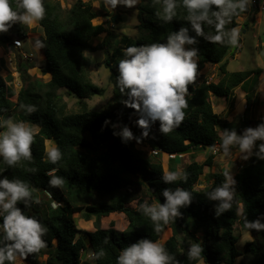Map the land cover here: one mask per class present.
<instances>
[{
	"label": "trees",
	"instance_id": "obj_1",
	"mask_svg": "<svg viewBox=\"0 0 264 264\" xmlns=\"http://www.w3.org/2000/svg\"><path fill=\"white\" fill-rule=\"evenodd\" d=\"M9 3L13 10L23 11L18 7L19 0H9ZM43 4L45 15L37 22L44 34L38 37V43L46 64L44 72L50 73L51 78L46 82H35L41 88L39 92L33 83L22 88L14 102L11 99L14 92L7 78L0 73V124L16 103L18 107L22 104L35 106L36 111L33 113H27L20 107L19 117L30 126L38 127L31 145L32 159H22L14 167L4 164L0 172L2 176L20 179L29 185L38 203L32 202L24 211L37 217L47 229L42 237L45 241L43 248L26 257H18L34 264H39L38 259L44 255H47L44 264H116V258L124 247L142 238L158 241L168 226L172 234L162 245L179 264H197L201 260L214 264H236L241 255L236 246V225L239 224L243 230L256 232L255 239L245 243L243 264H264V230L243 227L245 219H261L264 222V160L253 155L233 175L237 182L236 193L228 212L215 216L216 202L206 197L207 192L220 186L224 172L228 171L226 167L219 172L212 171L215 158L213 150L220 144L224 130L234 129L235 125L214 110L211 94L229 101L235 88L247 83L251 77L260 76L263 69L231 71L228 69L227 55L232 45L197 37L198 43L186 46L198 51L195 56L197 74L188 85L184 119L179 127L166 134L160 133L159 122L152 125L149 136L141 137L140 143L145 141L159 152L147 154L144 149L137 147L135 140L125 144L118 136H114L111 124L104 126L105 120H110L127 125L135 136H141V129L135 125L138 118L135 110L121 103L125 97L116 84V65L125 58V49L130 46L166 42L168 35L181 27L189 28L190 34L195 35L191 32L182 0H177L176 15L171 22H165L157 16L161 10L160 3L140 0L138 10L141 20L137 25V37L122 36L123 47L116 48L110 58L115 62L106 61L115 86L112 100L103 109H89L86 106L87 99L103 95L105 90L89 78L87 58L83 53L103 47L102 43L95 44L93 40L109 32L103 23H94L104 13L95 8L91 1L77 0L67 18H63L59 0H43ZM240 15L232 16L223 30L230 32L236 28L240 24ZM119 19L120 16L117 21ZM202 28L206 35H215L217 32L214 25L202 24ZM11 36L25 39V25L16 23L7 33H0V44H8L13 39ZM29 59L32 58L17 63V69L25 81L30 77L28 69L33 67ZM206 64H218L221 74L218 81L203 78L200 71ZM60 88H67L69 94L77 97L78 102L84 105L83 109L66 113V105L61 103V96L57 93ZM246 99L249 104L252 97L248 92ZM248 109L249 106L242 117L247 128L254 122L247 118ZM262 122L264 119L258 120L257 124ZM235 130L237 133L242 131L236 127ZM47 141L62 154L56 164L47 158ZM202 146L211 149L203 162L192 160L185 165L176 181L170 184L163 182L161 177L166 173L161 159L163 152L175 153ZM171 164L169 172H176L177 163ZM205 167L209 169L206 176L211 184L207 189L198 190L195 185L204 174ZM52 175L62 178L60 186H49ZM177 187L192 193V203L180 210L181 216L170 219L166 225L161 224L160 231L156 232L152 221L138 211L139 206L145 201L149 204L163 203L162 190H174ZM147 197L148 200L145 199ZM135 200L139 205L130 206ZM54 203L56 207H53ZM18 206L24 207L23 204ZM114 212L125 214L128 220L126 229H116L114 221L109 223L108 228L101 227V219ZM75 213L83 215L86 221L95 217V230L78 228L73 217ZM194 242L201 243L204 248L199 261L187 259V251ZM100 252L103 255L99 258L91 255ZM13 264L18 263L14 261Z\"/></svg>",
	"mask_w": 264,
	"mask_h": 264
},
{
	"label": "clouds",
	"instance_id": "obj_2",
	"mask_svg": "<svg viewBox=\"0 0 264 264\" xmlns=\"http://www.w3.org/2000/svg\"><path fill=\"white\" fill-rule=\"evenodd\" d=\"M138 2L139 0H106V5H110L112 9L118 5L134 8ZM154 3L161 4L157 16L165 22H171L176 15L177 0H154ZM248 3L249 0H182L188 13L191 32L195 35L190 34L189 28L181 27L169 34L166 42L130 46L125 49V58L117 66L116 84L125 97L121 103L135 110L138 117L135 125L141 129V136H135L127 125L112 123L110 120H105L104 126L111 124L113 135L118 136L125 144L132 140L139 143L141 137L147 138L156 122H159L162 134L179 127L184 119L183 109L187 106L185 96L188 85L195 80L197 74L194 57L198 50L186 46L198 43L197 37L201 36L213 43L235 45L238 29L224 31V25L232 16L246 11ZM18 7L23 11L13 10L9 0H0V33L7 32L16 23L31 25L45 15L43 0H19ZM202 24L214 25L216 34L206 35ZM15 49L18 50L16 47ZM85 54L87 51L83 53ZM20 107L27 113L36 111L34 105L22 104ZM0 128L3 129L0 130V161L14 167L22 159L31 160L35 129L24 121L11 118L4 120ZM257 141L261 143L257 144ZM233 148L243 160H248L253 155L264 160V122L255 128L248 127L240 134L235 129H225L220 149L228 155ZM46 155L51 163L56 164L62 154L58 148L53 147L47 150ZM161 178L165 184H170L179 177L176 172H166ZM236 183L231 172L226 171L220 186L206 193L208 200L216 202L215 216L219 217L232 208ZM48 184L50 187H58L62 184V178L52 175ZM161 194L164 197L163 203L149 204L145 201L138 209L152 221L156 232L160 231L161 224L166 225L170 219L181 216L180 210L189 206L193 199L192 193L179 187L174 190L165 188ZM32 202L38 203L25 181L0 175V264H5L6 261L13 264L18 256L26 257L45 246L42 237L47 231L46 227L37 217L24 211ZM19 204H23V209ZM243 227L261 231L264 230V222L261 219H245ZM203 251L201 243L194 242L187 251V259L199 261ZM91 255L99 258L103 252ZM116 264H179V261L160 242L142 238L124 247L116 258Z\"/></svg>",
	"mask_w": 264,
	"mask_h": 264
},
{
	"label": "rangeland",
	"instance_id": "obj_3",
	"mask_svg": "<svg viewBox=\"0 0 264 264\" xmlns=\"http://www.w3.org/2000/svg\"><path fill=\"white\" fill-rule=\"evenodd\" d=\"M101 1L102 6L100 9L104 13V15L99 16L96 20H94V23H103L105 27L109 29V32L103 33L98 37H95L93 40L94 43H102L103 47L96 51L87 50V54H85V56L87 58L88 63L87 73L89 78L92 80L93 83L103 88L105 92L103 95H95L94 97L86 100V106L89 109H103L112 100L115 83L111 79V70L109 66H107L106 61L110 60L111 55L116 48L121 46L123 47L121 42L122 36L128 35L130 37H133V39L137 37V25L140 23L141 20L139 17L138 10L140 0L134 8H128L123 5H118L115 9H112L110 5H106V0ZM61 3L62 2L60 1V4ZM61 5L62 16L63 18H67L69 11L74 5V3L68 7L63 6V4ZM118 16H120V19L117 21ZM239 22L240 24L236 27V29H238L237 42L235 45L231 46V49L227 55V58L229 59L228 69L231 71L248 70L254 68L263 69L262 73L260 74V76H262L261 78L260 76H254L251 77L246 83V87H259L258 93L256 95L258 96L256 98V101H253L252 106L247 104V106H249L248 111L250 113H248L247 118L254 121L250 123L248 127L255 128L257 125H259L257 124V121L260 119H264V103L258 100V98L261 96L262 98H264V0H249V3L246 7V11L241 13V15L239 16ZM35 23L36 24L34 25V27H32L31 25H25V28L27 30V37L25 39L22 38L23 46L20 49V51L27 55L31 53L33 54L32 59H29V62L33 65V67L28 69V73L30 74L28 81H25L22 78L21 73L17 69V63L20 60H27V58L21 57L18 50L9 48L7 44H0V73L7 78L8 85L14 92V95L11 98L14 102L17 101L18 92L22 88L29 86L30 83H33L32 85L36 86V91L39 92L41 88H39L35 84V82H46L51 78L50 73L44 72L46 64L43 60L41 50L35 49V45H37L36 47L40 46L38 43V37L44 34L43 28L38 24L37 21ZM8 35L10 36L9 33ZM11 38H13V36H11ZM194 59L195 61L197 60L196 57H194ZM110 61L111 63H113L114 60ZM117 66L118 64L116 65V67ZM200 73H202L204 79H207L209 81H218L221 76L218 64H206L201 69ZM57 93L61 96V103L66 105V113L78 112L83 109L84 105L78 102L77 97L72 94H69L67 88H60L57 90ZM211 98L214 110L217 113L221 114V116L224 117L231 113L234 114L238 112L237 110H233V107L232 109L223 108V106H221V100L218 99V96L211 94ZM237 98V103L242 104L241 99H239V95ZM242 105L243 109L241 112L244 113V104ZM20 111L21 108L18 107L16 103H14L10 109L8 117L4 116L1 119L2 123L4 120L9 118L15 121H22L19 117ZM242 117L243 116H241L239 120L235 119L234 121L237 130H242L238 134L242 133L245 129V126H247L245 120H243ZM32 127L35 129V132L38 130L37 126L34 125ZM46 143L47 150H50L54 147V145L50 141H47ZM259 143L261 142L259 141ZM137 147L144 149L147 154L152 153V147L149 143L145 141H142L141 143L139 142L137 144ZM215 149L218 150L217 153H215L212 171L219 172L226 167L225 169H227L228 172H231V174L234 175L237 170L242 167L240 163H243L242 161L245 160L240 158L239 153L235 152V148H233L228 155H225L223 153V151L220 149V145L216 146ZM210 151V148L193 151V153L191 152L187 154H182L183 157L178 156L174 160H169L165 154H162L161 159L163 161L166 172H169V164L176 162V173L179 175L182 173L187 163L191 162L192 160L203 162L207 158V155ZM3 166L4 163L0 161V172L3 169ZM208 173L209 169L205 167L204 174L201 176L199 182L195 185L196 189L204 190L210 186L211 181H209L206 176ZM145 199L148 200V197ZM138 205L139 203L137 200L130 203V206L132 207H136ZM73 217L76 219V224L78 228L83 229L85 231L95 230V217L89 221H86L83 215H79L78 213L73 214ZM111 221H114V227L118 230H124L128 227V220L125 214L122 212H115L110 214L109 216L103 217L101 219V227L108 228L109 223ZM171 234L172 230L170 227L167 226L163 231L161 237L159 238L158 242L163 244L171 236ZM236 235L238 236L236 246L237 249L241 251V255H239L236 264H243V259L246 255L243 252L245 248V243L247 241L255 239L256 232L243 230L240 228V225L237 224ZM197 236L199 240L202 241L203 238L201 237L200 233H198ZM46 258L47 255L40 257L38 259V263L44 264ZM16 263L34 264L28 261L25 262L19 257H17ZM197 264L214 263L201 260ZM216 264L226 263L218 262Z\"/></svg>",
	"mask_w": 264,
	"mask_h": 264
},
{
	"label": "crops",
	"instance_id": "obj_4",
	"mask_svg": "<svg viewBox=\"0 0 264 264\" xmlns=\"http://www.w3.org/2000/svg\"><path fill=\"white\" fill-rule=\"evenodd\" d=\"M62 3L61 4H63V6H65V7H68V6H71L73 3H75L77 0H60ZM91 2H92V4H93V6H95V8H97V9H100L101 8V6H102V1L101 0H90ZM62 6V5H61ZM101 10V9H100ZM36 22V21H35ZM32 23L31 24V26L32 27H34V25L36 24V23ZM37 45H35V49H37V50H41V47L39 46V47H36ZM8 47L9 48H11L9 45H8ZM12 49V48H11ZM41 54H42V56H43V53H42V50H41ZM44 57V56H43ZM262 76H260V78H261ZM263 88V87H262ZM251 89V90H250ZM258 90H259V87H252V86H250V87H246V83H244V84H242V85H240L239 87H237V88H235L234 89V91H233V93H232V95H231V99L228 101L226 98H224V97H220V96H218V99H220L221 100V106H223V108H225V109H228V108H231L232 109V107H233V110H237L238 112H236V113H231V114H229V115H227V116H224L225 118H227L229 121H235V119H238L239 120V118L241 117V116H243L244 115V113H242L241 111H242V107H243V105L242 104H244V109L246 110V108L245 107H247V99H246V94H247V92L251 95V97H252V99H251V102L249 103L250 104V106H252V103H253V101L255 100L256 101V98L258 97V96H256L257 95V93H258ZM238 95H239V99H241V102H242V104H239V103H237V97H238ZM237 96V97H236ZM258 100L259 101H261V102H263L264 103V98H262V96L261 97H259L258 98ZM235 106V107H234ZM248 113H249V111L246 113L247 114V116H248ZM243 114V115H242ZM250 114V113H249ZM247 127L245 126V129H246ZM234 129H235V125H234ZM218 145H220V144H217V146ZM236 153H239L237 150L235 151ZM234 152V153H235ZM238 162H240V161H238ZM243 163L245 162V161H242ZM243 163H240L241 165H243ZM172 165V164H171ZM169 166H170V164H169ZM168 166V169H170V167ZM238 171V170H237ZM115 213V212H114ZM112 214V213H111Z\"/></svg>",
	"mask_w": 264,
	"mask_h": 264
},
{
	"label": "built area",
	"instance_id": "obj_5",
	"mask_svg": "<svg viewBox=\"0 0 264 264\" xmlns=\"http://www.w3.org/2000/svg\"><path fill=\"white\" fill-rule=\"evenodd\" d=\"M17 42H19L18 45H17ZM13 45H14V47L18 48L19 54L21 55V57H25V58H32L33 57V54L32 53L30 55H27V54L23 53L22 51H20L21 47L23 46V41H22L21 38H19V37L14 38L13 39ZM217 150L218 149H214L213 152L214 153H217ZM151 152L154 153V154H157L159 152V150L158 149H155V148L154 149L152 148V151ZM163 154H165L168 157V159L175 158L176 155L183 156L182 154L170 153V152H163ZM53 205H55V207L57 206L56 203H54Z\"/></svg>",
	"mask_w": 264,
	"mask_h": 264
},
{
	"label": "water",
	"instance_id": "obj_6",
	"mask_svg": "<svg viewBox=\"0 0 264 264\" xmlns=\"http://www.w3.org/2000/svg\"><path fill=\"white\" fill-rule=\"evenodd\" d=\"M115 19H116V17H115ZM8 45H9L12 49H15V47L13 46V42H12V41H10V42L8 43ZM203 149H204L203 146L200 147V148H196V149L187 148V149H184V150L178 151L177 153H178V154H187V153H191V152H193V151H198V150H203Z\"/></svg>",
	"mask_w": 264,
	"mask_h": 264
}]
</instances>
